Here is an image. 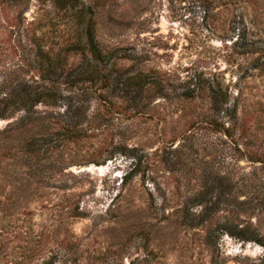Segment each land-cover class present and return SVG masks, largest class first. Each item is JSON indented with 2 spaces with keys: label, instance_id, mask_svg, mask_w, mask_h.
Masks as SVG:
<instances>
[{
  "label": "rangeland",
  "instance_id": "1",
  "mask_svg": "<svg viewBox=\"0 0 264 264\" xmlns=\"http://www.w3.org/2000/svg\"><path fill=\"white\" fill-rule=\"evenodd\" d=\"M55 1L0 0V99L38 77L27 44L38 29L28 22L57 42L80 9L94 13L101 44L130 47L159 73L167 96L137 118L107 114L106 127L39 154L37 166L26 105L0 103V264H264V0ZM218 83L241 137L211 129L208 92ZM121 145L139 148L137 168ZM218 177L232 189L223 210L208 226L183 224L177 210L199 209L195 194ZM75 204L83 217L71 216Z\"/></svg>",
  "mask_w": 264,
  "mask_h": 264
},
{
  "label": "trees",
  "instance_id": "2",
  "mask_svg": "<svg viewBox=\"0 0 264 264\" xmlns=\"http://www.w3.org/2000/svg\"><path fill=\"white\" fill-rule=\"evenodd\" d=\"M53 2L58 6L55 0ZM66 3L60 8L71 9L72 5L68 7ZM74 17V29L68 31L66 38L56 35L57 42L52 40L46 30L43 31L39 20L38 23L35 20L28 22L26 28L30 26L31 31L38 29V35L33 31L27 36V44L34 52V58L29 59L28 66L34 64L38 77L22 82L19 91L0 99L4 105L17 100L20 105H26L22 108V118L28 120L34 129H38V132H33L34 129L31 131L25 143L27 156L34 159V163L30 164L32 166L38 165L39 154L44 156L50 150L63 148L70 141L106 127L102 118L104 120L107 114H121L127 116V119L137 118L147 114V107L154 97L167 96L166 80L153 69H146L143 61L130 51V47L100 43L96 37L92 11L86 17L80 9L75 11ZM72 55L77 56L78 60L69 63ZM195 88L186 91L184 95L192 97ZM208 97L211 109L215 112L211 129L226 137L243 136L246 128L238 118L236 106H226L230 103L228 89L219 83L210 85ZM93 98L98 105L90 113ZM116 99H119V103ZM32 105H44L52 109H38L36 113ZM233 105H237L236 102ZM20 124L27 125L24 122ZM121 146L132 158L133 168H137L141 163L139 148ZM249 158L252 162H262L259 160L260 155L253 154ZM223 181L218 177L219 184L201 187L193 198L197 202L195 204L199 205L195 212L191 210L194 203L190 201L177 210L183 224L189 227L203 224L208 226L215 214L223 210L225 196L232 192V189L226 191ZM79 208V204L71 207V216L83 217L84 213ZM249 238L245 237L251 240Z\"/></svg>",
  "mask_w": 264,
  "mask_h": 264
}]
</instances>
